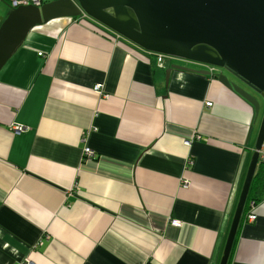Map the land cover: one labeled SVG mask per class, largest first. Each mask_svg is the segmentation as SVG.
<instances>
[{
  "label": "crops",
  "instance_id": "0c3cea01",
  "mask_svg": "<svg viewBox=\"0 0 264 264\" xmlns=\"http://www.w3.org/2000/svg\"><path fill=\"white\" fill-rule=\"evenodd\" d=\"M181 62L86 17L28 34L0 70V264H219L261 112ZM249 214L227 264H264V196Z\"/></svg>",
  "mask_w": 264,
  "mask_h": 264
},
{
  "label": "water",
  "instance_id": "95a60500",
  "mask_svg": "<svg viewBox=\"0 0 264 264\" xmlns=\"http://www.w3.org/2000/svg\"><path fill=\"white\" fill-rule=\"evenodd\" d=\"M86 17L153 56L199 64L209 71H170L209 77L234 92L259 115L264 104V0H57L19 7L0 18V70L36 27L54 19ZM231 78L234 81L229 80ZM238 83L250 91H245ZM264 114L219 264H227L259 158Z\"/></svg>",
  "mask_w": 264,
  "mask_h": 264
},
{
  "label": "trees",
  "instance_id": "16d2710c",
  "mask_svg": "<svg viewBox=\"0 0 264 264\" xmlns=\"http://www.w3.org/2000/svg\"><path fill=\"white\" fill-rule=\"evenodd\" d=\"M6 3V0H1ZM264 196V154L259 158L258 165L255 171L254 178L252 180L250 190L248 193L247 201L241 216L239 223L247 222V216L249 215V206L261 201Z\"/></svg>",
  "mask_w": 264,
  "mask_h": 264
},
{
  "label": "built area",
  "instance_id": "2783aa9c",
  "mask_svg": "<svg viewBox=\"0 0 264 264\" xmlns=\"http://www.w3.org/2000/svg\"><path fill=\"white\" fill-rule=\"evenodd\" d=\"M54 1H57V0H6L5 4L8 6V8L10 10H14L16 8H19V7H27V6H33V7L39 8L44 4L54 2ZM155 57H156L157 66L162 68L165 58L163 56H160V55H157ZM97 90H98V88L95 89V91H97ZM205 106L211 107V103L207 102V103H205ZM13 130H15V132L20 131L19 128H17V127L14 128ZM198 138L199 137H197V139ZM187 144H189V143H187ZM83 156L87 159H92L94 157L93 152L88 148L84 149ZM255 219H256L255 215L249 214L247 216V223H253L255 221ZM175 223H177V222H175Z\"/></svg>",
  "mask_w": 264,
  "mask_h": 264
},
{
  "label": "rangeland",
  "instance_id": "374dc122",
  "mask_svg": "<svg viewBox=\"0 0 264 264\" xmlns=\"http://www.w3.org/2000/svg\"><path fill=\"white\" fill-rule=\"evenodd\" d=\"M5 6L6 7V5H5V3H3L2 1H0V6ZM170 60V59H169ZM173 60H177V59H173ZM181 61V60H180ZM182 64H187L186 63V61H183L182 60V62H181ZM219 71V70H218ZM239 84V83H238ZM260 112H261V118H260V122H261V119H262V117H263V114H264V104L261 106V109H260ZM259 112V113H260Z\"/></svg>",
  "mask_w": 264,
  "mask_h": 264
},
{
  "label": "flooded vegetation",
  "instance_id": "af4514ba",
  "mask_svg": "<svg viewBox=\"0 0 264 264\" xmlns=\"http://www.w3.org/2000/svg\"><path fill=\"white\" fill-rule=\"evenodd\" d=\"M240 85V84H238ZM241 88H243L245 91L249 92L251 95H253L250 91H248L246 88H244L243 86L240 85Z\"/></svg>",
  "mask_w": 264,
  "mask_h": 264
}]
</instances>
